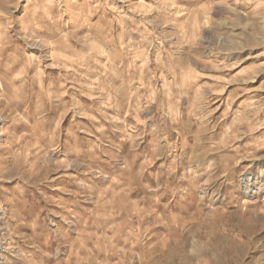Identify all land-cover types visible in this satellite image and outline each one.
Masks as SVG:
<instances>
[{"label": "rangeland", "instance_id": "rangeland-1", "mask_svg": "<svg viewBox=\"0 0 264 264\" xmlns=\"http://www.w3.org/2000/svg\"><path fill=\"white\" fill-rule=\"evenodd\" d=\"M0 264H264V0H0Z\"/></svg>", "mask_w": 264, "mask_h": 264}, {"label": "bare ground", "instance_id": "bare-ground-1", "mask_svg": "<svg viewBox=\"0 0 264 264\" xmlns=\"http://www.w3.org/2000/svg\"><path fill=\"white\" fill-rule=\"evenodd\" d=\"M247 193L246 194H248V195H246V196H249V188H248V185H247ZM258 190H261V188L260 189H258ZM250 194H251V192H250Z\"/></svg>", "mask_w": 264, "mask_h": 264}]
</instances>
